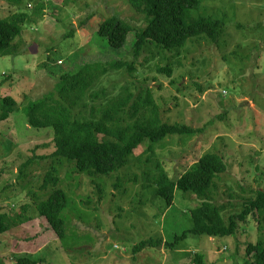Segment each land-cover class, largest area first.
<instances>
[{
	"label": "rangeland",
	"instance_id": "obj_1",
	"mask_svg": "<svg viewBox=\"0 0 264 264\" xmlns=\"http://www.w3.org/2000/svg\"><path fill=\"white\" fill-rule=\"evenodd\" d=\"M40 2L43 15L26 22L19 36L27 44L24 52L0 57V92L17 101L14 112L0 122V211L12 214L30 205L26 214L34 217L0 234V264H15L17 255L43 259L41 264H195V253L203 255L204 264H245L246 244L264 241V213L250 214L230 236L188 234L173 249L147 246L134 254L132 248L141 240L161 236L170 241L190 228V209L200 200L176 190L167 207L153 188L143 187L145 161L139 164L136 156L148 142L109 175L91 177L66 159L38 158L54 150L53 135L49 128L26 124L27 104L51 92L59 75L84 62L131 59L134 32L122 48H113L97 34L102 20L118 15L138 31L147 21L127 0H22L14 9L31 14ZM1 4L0 16L13 9ZM201 17L224 21L217 42L204 35L193 37L178 58L171 53L175 49H168L167 55L150 49L137 59L132 77L113 70L99 85L117 92L135 79L137 87H150L163 120L202 128L193 136L173 134L154 145L169 177H179L210 150L222 154L229 165L230 174L218 186H229L244 199L254 197L249 189H264V0H199L186 22ZM167 62L173 65L171 73L159 72L157 67ZM52 163L68 200L60 214L62 238L38 216L30 194L44 197L38 188ZM227 187L214 197L217 202L229 199ZM240 209L233 207L226 217Z\"/></svg>",
	"mask_w": 264,
	"mask_h": 264
},
{
	"label": "trees",
	"instance_id": "obj_2",
	"mask_svg": "<svg viewBox=\"0 0 264 264\" xmlns=\"http://www.w3.org/2000/svg\"><path fill=\"white\" fill-rule=\"evenodd\" d=\"M127 1L136 11L146 15L145 27L140 31L134 30L130 23L118 15H112L100 22L97 34L109 46L120 49L130 32H134L129 50L131 59L105 63L84 62L73 71L59 75L51 92L27 104L26 124L33 128H49L53 135L54 150L38 158L50 156L66 159L74 162L79 172L91 177L109 175L128 164L129 157L134 156L133 151L138 145L148 142L146 149L136 156L141 158L139 164L145 161L142 169L145 175L143 187L153 188L154 195L163 198L167 207L173 203L176 190L193 193L200 200L190 209V228L174 235L170 241L161 236L141 240L133 246L134 254L147 246L173 249L188 234L230 236L250 214L259 216L264 213V189H249L256 195L244 199L232 193L229 186L220 188L218 182L224 181L230 174L227 173L229 165L222 154L210 150H205L179 177H169L163 162L156 155L154 145L173 134L193 136L202 128L163 120L150 87H137L135 79L122 85L117 92L109 86L99 85L101 78L113 70H123L132 77L137 59L144 52H152L150 49L164 55H167L168 49H175L176 52L171 53H175L174 56L178 58L186 42L193 37L204 35L212 42H217L224 32L225 23L206 17L187 23L189 11L198 5L199 0ZM1 2L13 9L0 16V57L16 56L24 52L22 46L27 45L23 37L19 38L23 25L39 20L37 18L43 15L44 2L33 5L31 14L14 9L23 5L22 0H0V6ZM172 66L167 62L158 66L157 70L170 74ZM16 106L17 101L12 95L0 92V122L7 120ZM144 153H147L146 158H143ZM30 162L29 159L20 166L19 174ZM225 187L229 199L217 202L214 197L221 196ZM38 190L44 193L43 198H39L35 191L30 192L36 201L38 216L45 218L57 238H62L65 226L60 214L68 200L60 187V176L53 163L44 172ZM241 190L246 192V189ZM28 206L23 205L20 211L12 214L0 211V234L32 220L34 217L26 214ZM239 206V212L226 217L233 207ZM245 252V264H264L262 239L255 243L248 242ZM14 260L15 264H41L43 259L17 255ZM193 262L204 264L203 255L195 253Z\"/></svg>",
	"mask_w": 264,
	"mask_h": 264
},
{
	"label": "built area",
	"instance_id": "obj_3",
	"mask_svg": "<svg viewBox=\"0 0 264 264\" xmlns=\"http://www.w3.org/2000/svg\"><path fill=\"white\" fill-rule=\"evenodd\" d=\"M60 62V61H59Z\"/></svg>",
	"mask_w": 264,
	"mask_h": 264
}]
</instances>
